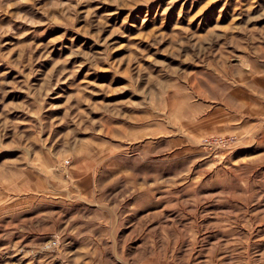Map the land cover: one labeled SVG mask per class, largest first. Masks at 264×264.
Returning <instances> with one entry per match:
<instances>
[{"label": "rangeland", "instance_id": "rangeland-1", "mask_svg": "<svg viewBox=\"0 0 264 264\" xmlns=\"http://www.w3.org/2000/svg\"><path fill=\"white\" fill-rule=\"evenodd\" d=\"M0 264H264V0H0Z\"/></svg>", "mask_w": 264, "mask_h": 264}]
</instances>
